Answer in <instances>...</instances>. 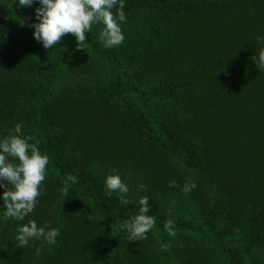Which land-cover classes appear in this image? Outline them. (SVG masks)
<instances>
[{"label":"trees","instance_id":"1","mask_svg":"<svg viewBox=\"0 0 264 264\" xmlns=\"http://www.w3.org/2000/svg\"><path fill=\"white\" fill-rule=\"evenodd\" d=\"M37 6L0 0V136L20 122L48 156L23 221L0 201V264H264V0H124L119 45L96 23L49 49L21 26ZM140 196L154 224L128 241ZM30 219L56 242L16 248Z\"/></svg>","mask_w":264,"mask_h":264},{"label":"clouds","instance_id":"2","mask_svg":"<svg viewBox=\"0 0 264 264\" xmlns=\"http://www.w3.org/2000/svg\"><path fill=\"white\" fill-rule=\"evenodd\" d=\"M15 2L17 7H31L34 2L38 5L33 9L34 22L27 24L21 22V26L32 29L33 39L38 41L43 49L52 48L66 33L73 34L76 46L82 48L80 45L85 42V33L96 23L102 24L99 40L105 47L117 46L124 39L120 27L125 20L124 0H15ZM114 6L115 13L112 11ZM251 58L253 63L264 68V47ZM21 128V123L17 122L8 134L0 136V189H3L0 191V201L4 205L2 215L16 221H23L38 203L37 197L42 191L41 182L45 178L48 163V156L39 150L36 143L30 142L31 136L21 134ZM69 179L75 182V177ZM5 184L11 187L5 189ZM103 186L106 195L111 196L113 192H118L121 201L128 204L126 198L128 186L122 182L115 170L105 175ZM137 188L144 190L145 185L138 184ZM182 190L187 193L190 184L184 185ZM137 203L138 213L122 224V228L127 232L128 241L145 238V234L154 224V218L147 215L148 197L140 196ZM165 229L169 235L175 234L167 224ZM58 232L56 227L38 226L35 220L30 219L17 226L14 237L17 242L16 248H23L33 240L54 244ZM35 252L38 255L40 248L37 247Z\"/></svg>","mask_w":264,"mask_h":264}]
</instances>
